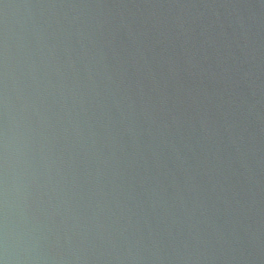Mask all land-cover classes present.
I'll list each match as a JSON object with an SVG mask.
<instances>
[{"label":"water","instance_id":"water-1","mask_svg":"<svg viewBox=\"0 0 264 264\" xmlns=\"http://www.w3.org/2000/svg\"><path fill=\"white\" fill-rule=\"evenodd\" d=\"M0 264H264V0H0Z\"/></svg>","mask_w":264,"mask_h":264}]
</instances>
